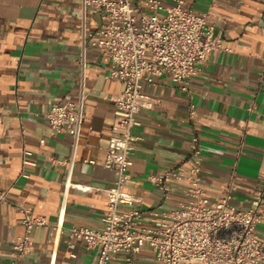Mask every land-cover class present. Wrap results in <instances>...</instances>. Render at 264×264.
Returning <instances> with one entry per match:
<instances>
[{
  "label": "crops",
  "instance_id": "0c3cea01",
  "mask_svg": "<svg viewBox=\"0 0 264 264\" xmlns=\"http://www.w3.org/2000/svg\"><path fill=\"white\" fill-rule=\"evenodd\" d=\"M82 0H0V264H96L97 252L75 240L74 226L100 228L106 189L115 181L104 166L109 137L117 122L115 100L124 88L106 78L110 62L87 37L82 44ZM171 5L173 0H162ZM208 14L230 51L200 64L188 91L169 76L149 89L158 102L140 114L135 130L130 179L125 190L140 197L141 224L155 228L153 212L176 208L186 197L185 181L170 184L169 196L148 175L193 165L192 137L202 154L203 188L211 200L235 186L230 203L248 208L264 183V0H186ZM100 25L87 9L86 33ZM82 98L77 138L64 129L54 135L46 113L54 104ZM196 115L189 117L190 105ZM44 141V142H42ZM29 151V155H24ZM72 164V166H71ZM19 206L44 215L33 229V251L12 254L13 239L24 234ZM264 208V202H263ZM264 240V216L257 226ZM74 254V256L71 255ZM126 253L112 264H127ZM134 264H162L147 243Z\"/></svg>",
  "mask_w": 264,
  "mask_h": 264
},
{
  "label": "built area",
  "instance_id": "2783aa9c",
  "mask_svg": "<svg viewBox=\"0 0 264 264\" xmlns=\"http://www.w3.org/2000/svg\"><path fill=\"white\" fill-rule=\"evenodd\" d=\"M81 2L83 47L89 36L110 62L106 78L122 81L124 88L115 100L117 122L111 129L104 162L115 174V181L106 189L103 225L97 229L71 227L66 237L68 247L73 250L74 241H82L86 249L97 252L96 264H112L121 252L127 254V264H134L142 243L152 248L162 264H264V240L257 232L264 216V183L256 188L244 210L230 203L235 190L232 182L221 197L211 200L203 188V158L197 136L192 137L191 167L177 165L147 177L167 197L171 182L187 184L186 197L176 208L152 213L155 228L141 224L145 213L137 206L141 199L125 190L138 140L134 132L142 126L140 114L158 102L149 92L156 79L167 75L179 89L188 91L200 64L215 53L230 51L215 25L208 22V14L196 12L186 0H173L171 5L162 0ZM89 7L99 17L100 25L87 34ZM195 115L191 104L189 117ZM46 118L54 135L67 129L77 138L83 120L82 98L77 103L52 105ZM29 154L24 151V155ZM5 199L6 192H0V201ZM18 211L25 230L13 239L12 254L22 258L34 249L31 232L47 225V219L24 206Z\"/></svg>",
  "mask_w": 264,
  "mask_h": 264
},
{
  "label": "rangeland",
  "instance_id": "374dc122",
  "mask_svg": "<svg viewBox=\"0 0 264 264\" xmlns=\"http://www.w3.org/2000/svg\"><path fill=\"white\" fill-rule=\"evenodd\" d=\"M241 209H243V210H244V209H246V208H241Z\"/></svg>",
  "mask_w": 264,
  "mask_h": 264
}]
</instances>
